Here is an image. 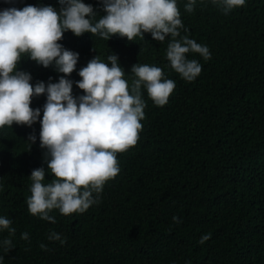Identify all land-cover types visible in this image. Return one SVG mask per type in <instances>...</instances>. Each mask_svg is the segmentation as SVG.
Instances as JSON below:
<instances>
[{
  "label": "trees",
  "instance_id": "16d2710c",
  "mask_svg": "<svg viewBox=\"0 0 264 264\" xmlns=\"http://www.w3.org/2000/svg\"><path fill=\"white\" fill-rule=\"evenodd\" d=\"M36 1L0 0V11L37 7ZM83 2L96 11L93 23L106 15L99 0ZM187 3L177 0L181 36L211 53L207 61L186 54L202 66L192 82L170 66L171 37L158 42L144 33L129 41L64 33L59 43L79 54L76 70L66 77L74 82V97L86 95L75 83L82 79L79 71L96 56L110 63L111 53L125 70L129 90L136 64L161 68L176 87L167 104L157 106L141 86L143 127L137 144L117 153L119 174L86 212L65 216L52 210L56 223L32 215L27 204L34 169H45V184L55 179L40 147L47 95L32 99L30 107L41 110L32 127L0 128V218L10 219L16 230L9 237L0 229V264H264V0H245L227 15L212 0H195L191 13ZM17 70L31 74L33 87L50 77L58 83L63 75L29 54L21 55ZM53 231L66 243L49 240ZM208 233L211 239L200 244ZM8 238L14 247L5 252Z\"/></svg>",
  "mask_w": 264,
  "mask_h": 264
},
{
  "label": "clouds",
  "instance_id": "9594fccd",
  "mask_svg": "<svg viewBox=\"0 0 264 264\" xmlns=\"http://www.w3.org/2000/svg\"><path fill=\"white\" fill-rule=\"evenodd\" d=\"M38 1L37 7L27 5L23 9L11 7L0 11V128L13 124L32 127L41 115L39 108L30 107L32 99L47 95L40 121V147L46 150L45 161L55 179L45 184V169H34L27 204L32 215L56 223L49 214L52 210L58 209L65 216L86 212L100 202L105 183L119 174L117 153L135 146L143 127L140 121L144 119L146 104L141 86L147 88L157 106L166 105L176 87L173 80L163 78L161 68L136 64L131 73L137 79L129 90L125 70L118 56L111 53L110 63L96 56L79 71L82 79L75 83L86 95L74 97V82L66 77L76 70L79 54L59 43L64 33L71 31L77 37L91 33L104 40L118 35L129 41L137 36L143 38L144 33H150L158 42L171 37L166 57L171 68L188 82L201 74L202 66L195 59H187L186 54L198 53L207 61L211 53L207 46L187 35L181 36L184 25L177 0H99L106 15L95 23L96 11L83 0ZM212 2L225 15L245 4V0ZM194 8L195 0L185 5L189 13ZM22 54H29V59L44 68L54 65L63 74L59 82L53 83L50 77L47 84L41 81L33 87L31 74L17 70ZM29 140L35 143L36 136L30 135ZM173 222L182 221L173 217ZM11 225L10 219L0 218V229L7 230L9 237L16 231ZM22 239L28 240V233L22 234ZM48 239L66 243V238L54 231ZM210 239L211 233L205 234L199 243ZM2 244L5 252L14 247L11 238ZM41 248L47 250L46 245L41 244Z\"/></svg>",
  "mask_w": 264,
  "mask_h": 264
}]
</instances>
